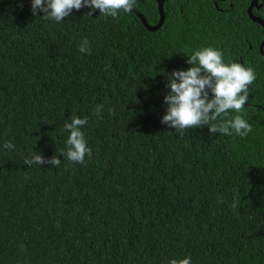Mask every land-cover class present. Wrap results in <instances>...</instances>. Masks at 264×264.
<instances>
[{"label": "trees", "instance_id": "16d2710c", "mask_svg": "<svg viewBox=\"0 0 264 264\" xmlns=\"http://www.w3.org/2000/svg\"><path fill=\"white\" fill-rule=\"evenodd\" d=\"M251 1L166 0L153 32L131 12L57 23L32 0H0V264H264V28ZM134 8L159 22L157 0ZM204 47L255 71L247 137L161 123L167 74ZM73 115L88 117L83 164L61 155ZM34 154L61 164L25 165Z\"/></svg>", "mask_w": 264, "mask_h": 264}, {"label": "clouds", "instance_id": "9594fccd", "mask_svg": "<svg viewBox=\"0 0 264 264\" xmlns=\"http://www.w3.org/2000/svg\"><path fill=\"white\" fill-rule=\"evenodd\" d=\"M135 3L136 0H32L31 11L34 16L42 12V19L57 23L69 17L73 9L79 11L82 8L90 9L86 14L88 17L99 10L100 16L119 19L121 13L132 12ZM78 51L90 53L86 38L82 40ZM186 63L191 65L188 70H174L167 74L166 87L170 92L164 98L167 114L163 116L161 123L175 129L181 138L186 130L205 125L209 127L211 134L247 137L253 131L252 125L239 113L245 109L249 99V86L256 79L254 69L236 62L225 63L223 52L213 47L194 51L188 56ZM102 109L103 105H97L95 115H100ZM229 110H234L237 115L231 119H221L229 115ZM87 124L88 117L81 119L73 115L70 122L64 125L69 135L65 142L66 150L61 155L74 164H83L85 157L92 155L81 131ZM3 148L14 150L15 145L9 141ZM46 163L59 168L61 160L55 155L51 160H45L42 154L24 159V164L29 167ZM238 204L237 194L231 208L235 211ZM170 264H192V258L172 259Z\"/></svg>", "mask_w": 264, "mask_h": 264}, {"label": "water", "instance_id": "95a60500", "mask_svg": "<svg viewBox=\"0 0 264 264\" xmlns=\"http://www.w3.org/2000/svg\"><path fill=\"white\" fill-rule=\"evenodd\" d=\"M157 1H158L159 13H160V20L156 25H150L148 23L147 19L145 18V16L140 11H138L137 9L133 8V10L131 12V13H133L139 17V19L143 23L144 27H146L149 31H153V32L159 30L165 22L164 3L166 0H157ZM217 1H226V0H216V2ZM258 2H259V0H252L250 6L248 7V14H249V17L251 20L260 24L264 28V19L259 17V16L254 15L252 12L255 7H257L258 9L261 8V5ZM216 6L218 7L217 3H216ZM98 12H99V10L96 11V14ZM260 51L264 55V41L260 46Z\"/></svg>", "mask_w": 264, "mask_h": 264}, {"label": "flooded vegetation", "instance_id": "af4514ba", "mask_svg": "<svg viewBox=\"0 0 264 264\" xmlns=\"http://www.w3.org/2000/svg\"><path fill=\"white\" fill-rule=\"evenodd\" d=\"M227 1V0H226ZM158 2V1H157ZM252 2V1H251ZM217 2H215V4H216ZM218 8V7H217ZM257 16V15H256Z\"/></svg>", "mask_w": 264, "mask_h": 264}]
</instances>
